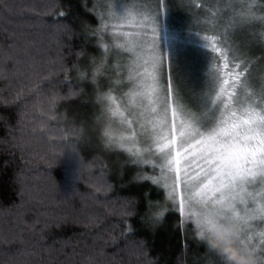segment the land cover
Returning a JSON list of instances; mask_svg holds the SVG:
<instances>
[{
	"label": "snow or ice",
	"instance_id": "obj_1",
	"mask_svg": "<svg viewBox=\"0 0 264 264\" xmlns=\"http://www.w3.org/2000/svg\"><path fill=\"white\" fill-rule=\"evenodd\" d=\"M60 7L59 0H0L3 31L13 41L5 45V79L8 72L23 75L20 54H29L27 44L18 43L28 33L19 29L54 28L58 53L59 37L71 39L72 28L61 22L65 13L58 11ZM171 7L172 0H96L87 11L97 21L91 34L102 55L92 58L91 75L75 63L69 66L62 54L47 61L48 68H38L33 58L28 66L35 78L19 81L14 101L26 104L29 95L40 96L45 87L71 83L73 72L81 81L90 80L100 109L97 119L104 147L126 152L139 169L136 179L163 189L181 224L194 229L202 247L219 264H264V87L252 89L251 61L236 54L228 32L257 23L264 26V0H230L223 7L208 0H181L190 21L188 38L203 50L206 92L203 103L195 106L184 102L176 81L177 54L165 25ZM13 23L16 27L9 30L7 25ZM202 24L211 27L201 29ZM61 75L63 80H57ZM61 98L55 91L48 97V111L41 112L47 120L30 128L25 124L7 129L22 154L27 140L37 138V133L62 142L51 145L53 154L72 147L70 136L77 133L60 129L57 135L48 123L55 118L53 109ZM141 139L146 146H138ZM90 187L95 190L89 194L93 201L107 208L110 201L100 200L97 194L107 193L111 185L98 182ZM14 207L22 208L23 202ZM149 208L156 209L150 218L160 219L168 212L164 205ZM113 213L132 214L128 204H121L104 214L85 216L84 226L95 229L86 233L91 243L85 246L92 250L86 256L88 264H99L100 258L105 264H123L122 259L116 260L120 252L135 257L137 264H152L144 242L131 240L126 219L118 234L115 222L103 223V217ZM14 220L11 237L0 242L40 246L35 239L38 221L29 224L20 211L14 213ZM26 232L32 233L27 239ZM109 245L117 252L107 253Z\"/></svg>",
	"mask_w": 264,
	"mask_h": 264
},
{
	"label": "trees",
	"instance_id": "obj_2",
	"mask_svg": "<svg viewBox=\"0 0 264 264\" xmlns=\"http://www.w3.org/2000/svg\"><path fill=\"white\" fill-rule=\"evenodd\" d=\"M59 2L58 11L65 13L61 22L73 31L71 39L64 35L59 37L62 47L58 53L54 28L41 31L25 26L19 29L28 33L18 43H26L29 54H20L24 61L19 65L23 75L8 72L7 79L3 74V55L5 45L13 41L3 31L5 25L0 17V241L5 236L11 237L9 229L15 223L16 211L22 212L23 219L29 224L38 221L35 239L40 241V246L36 247L0 242V264H88L86 256L92 250L85 246L91 243V237L86 233L95 229L84 226L86 214H104L121 204H128L132 214L128 217L109 214L103 217V223L115 222L118 234L124 230L122 221L126 219L131 240L144 242L152 264H219L218 258L202 247L194 229L187 223L181 224V217L172 210L163 189L137 180L139 169L130 163L131 158L126 152L104 147L97 119L100 109L90 80L81 81L73 72L71 83H59L54 89L45 87L42 95H29L26 104L14 101L19 81L35 78L28 66L33 58L38 68H48L47 61L62 54L69 66L75 63L87 69L90 76L92 58L102 55L97 38L91 34L97 21L87 11L95 0ZM174 6L172 3L171 10H175ZM7 27L11 30L16 25ZM8 67L11 68V62ZM56 79L62 81L63 76ZM53 91L62 98L56 101L55 118L48 121L49 126L56 129L57 135L60 129L76 132L75 137L70 136L72 147L53 154L51 145L62 142L40 138L37 133V138L27 140L22 154L14 146L18 141L13 140L7 129L25 124L30 128L41 119L47 120L41 112L48 111V97ZM98 182L111 185L107 193L97 194L100 200L110 201L107 208L95 203L89 195L95 192L90 185ZM22 202V208L14 207ZM157 204L164 205L168 212L160 219L150 218L156 209H150L149 205ZM31 235L24 233L26 239ZM119 247H124L122 238ZM21 248L23 252L18 251ZM106 252L115 253L117 248L109 245ZM121 259L123 264H137L136 258L129 257L126 252H120L116 257L117 261ZM99 264H105L104 258H100Z\"/></svg>",
	"mask_w": 264,
	"mask_h": 264
},
{
	"label": "rangeland",
	"instance_id": "obj_3",
	"mask_svg": "<svg viewBox=\"0 0 264 264\" xmlns=\"http://www.w3.org/2000/svg\"><path fill=\"white\" fill-rule=\"evenodd\" d=\"M208 2L223 7L230 0H208ZM172 3L175 5V10L169 12L165 18V25L168 37L177 54L179 66L175 70L176 81L179 84L184 102L189 106H195L203 103L206 92L204 66L202 64L203 50L198 49L188 38L190 21L187 12L181 7V0H172ZM206 15L209 19H212L210 13ZM201 19L204 18L201 17ZM224 23H227L226 14ZM203 26L211 27L202 24L200 25L201 29H203ZM228 32L231 34L233 47L237 49L236 54L251 61L250 82L252 89L258 91L264 87V40L261 38L264 26L257 23L244 28H229ZM138 146H146L143 139L140 140ZM148 174H151L150 168Z\"/></svg>",
	"mask_w": 264,
	"mask_h": 264
}]
</instances>
